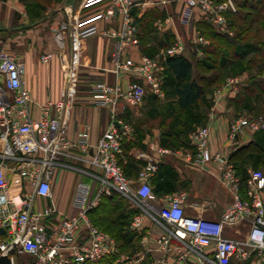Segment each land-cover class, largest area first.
Returning a JSON list of instances; mask_svg holds the SVG:
<instances>
[{"label": "built area", "instance_id": "1", "mask_svg": "<svg viewBox=\"0 0 264 264\" xmlns=\"http://www.w3.org/2000/svg\"><path fill=\"white\" fill-rule=\"evenodd\" d=\"M173 1L85 0L82 4L85 8L105 5L87 18L74 21L73 54L71 67L65 69L64 96L57 101L47 99L40 106L38 117L32 113L30 92L23 85L25 63L5 45L0 48V255L9 256L13 262L18 255H28L35 259L34 264H87L118 254L116 240L96 227L89 217V212L104 197L117 194L136 212L132 230L141 231L144 219L160 229L156 240L158 252L167 254L173 241L178 244L174 264H264V170L248 171L243 193L229 154L219 151L212 155L210 151V126L193 129L190 143L194 152L187 153L186 159L204 169L213 164L216 179L232 194L231 203L217 219L200 214L188 216L180 195H170L160 207H155L152 179L159 169L158 160L148 159L136 182L120 166L123 142L134 132L125 120L127 111L142 104L149 95L164 99L166 60L186 54L183 39L176 36L173 45L160 54L134 55L133 50L139 46L135 11L166 8ZM176 1L181 6L179 22L191 31L199 57L203 56L209 40L198 29V21L211 24L220 34L233 35L230 17L238 12L237 0ZM96 21L111 24L100 31V36L114 40L111 72L127 76L128 81L110 84L99 76L90 85L89 95L109 115L106 131L93 143L89 126L70 136L65 119L78 95L77 72L83 39L95 31L91 26ZM169 23V17L158 21L161 27ZM41 60L48 63L50 55L44 54ZM245 82L242 75L227 78L213 94L212 111L230 89ZM262 130V114L235 118L228 129L229 153ZM158 152L167 154L165 149ZM60 169L83 177L76 182L69 213L62 212L52 202L54 179ZM9 174L21 180L15 195L9 193ZM38 199L50 203L35 206ZM209 204L194 206L205 209ZM140 260L139 256H121L117 261L139 264ZM156 264L164 262L157 260Z\"/></svg>", "mask_w": 264, "mask_h": 264}, {"label": "crops", "instance_id": "2", "mask_svg": "<svg viewBox=\"0 0 264 264\" xmlns=\"http://www.w3.org/2000/svg\"><path fill=\"white\" fill-rule=\"evenodd\" d=\"M84 1L0 0V44L3 43L6 48L11 47V50L13 47V55L26 65L23 85L30 92L31 109L35 117L39 116V108L47 99L57 101L64 96L65 69L71 67L73 54L71 32L74 21L87 18L105 5V3H99L85 8L82 5ZM151 9L160 10L162 17L160 16L159 20L170 18V23L167 26L161 27L157 23L161 32H169L174 40L176 36H180L178 28H184V26L179 22L181 6L176 0L166 8L148 7L146 11L136 10L135 16L139 29L141 20L149 19L151 16ZM199 22L201 20L197 24ZM110 26L111 24L108 22L96 21L91 26L95 31L83 39L77 72L78 95L76 99L78 101L74 102L70 114L65 119V128L70 136L89 126L93 143H96L106 131L109 115L107 109L98 106L92 97L88 96L89 90L85 81L87 59L94 58L95 64L101 71L98 73L99 76L106 79L108 83L120 84L128 81L127 76H117L111 72V53L114 50V40L100 36V31ZM141 44L142 41L139 39L138 48L133 50L134 55L140 54L138 50ZM44 54L50 55L48 63H43L41 60ZM88 54L92 56L88 57ZM242 77L246 81L248 74L243 73ZM246 84L247 82L230 89L214 111H212V100L208 101L209 109L205 115V124L211 127L210 151L212 155L221 151L231 157V154L238 148L253 140L254 136H249L241 146L229 153L231 151L228 137L229 125L239 115V110L231 101L242 95ZM87 97L91 99L89 102L86 101ZM137 108L129 109L125 118L130 113H134ZM190 125L194 127L196 124L191 123ZM186 126L188 124L179 121L171 125L169 131H164L162 123H159L158 127L151 123H144L141 125L142 132L140 129L137 131L133 129L130 141L126 144L123 155L119 159L120 166L127 177L136 182L138 172L148 159L158 160L159 169L152 179L155 196L153 205L158 208L166 197L180 195L184 198V208L188 216L200 214L208 219H217L224 208L231 203L233 196L223 186L215 190L217 171L213 164L208 165L209 169H204L196 165L195 161L190 162L186 159L187 153L194 152L190 143V135L193 130L186 132ZM159 149L167 150V154H160ZM235 169L237 173V168ZM82 178L72 171L58 170L57 177L54 179L52 202L54 204L57 202L62 212H64L66 202L72 200V197L70 198V183L72 180L78 181ZM88 179V177L84 178L85 181ZM9 180L11 183L9 193L15 195L19 191L21 180L13 174H9ZM59 186L61 192L58 189ZM113 202L123 203L120 211H125L126 214L135 212L129 202L117 194ZM47 203L50 201L38 199L35 206ZM208 203L210 204L205 209H197L194 206L195 204ZM133 216L130 218L129 231L137 234L132 243L136 246L133 256L141 258L139 264H156L157 260L163 261L164 264H174L178 244L173 241L167 254L158 252L156 240L159 237L160 229L149 219H144L143 229L138 232L134 231L131 228ZM239 228L245 231V228ZM229 232L227 231V234Z\"/></svg>", "mask_w": 264, "mask_h": 264}, {"label": "trees", "instance_id": "3", "mask_svg": "<svg viewBox=\"0 0 264 264\" xmlns=\"http://www.w3.org/2000/svg\"><path fill=\"white\" fill-rule=\"evenodd\" d=\"M237 5V14L230 17L229 27L233 31L232 36L220 34L211 24L201 21L197 24V27L202 35L209 40V45L203 48V56L199 57L197 55V47L195 46L192 56H173L166 60L163 91L166 94L167 88H172L177 108L180 111L193 112L192 117L194 120L190 124H205V115L209 106L207 107L204 103L209 100L207 99L208 93L213 86L225 82L226 77H230L227 74L228 70L237 67L239 64L241 68L237 71L238 75L251 74V71L257 67L259 71L257 75H248L249 79L242 95L231 102L235 104L237 110H241L243 103L248 98L260 96L264 110V0H237ZM143 20L147 19L143 18L141 24H143ZM207 29L208 31H206ZM138 36L142 41L141 28H138ZM198 59L200 60L198 66L200 71L210 72V75L201 73L202 75L198 77L195 74L193 62L194 60L198 61ZM147 99L155 102L160 100L153 95H149L145 100ZM255 108L256 106H253L251 110ZM256 111H254V114L257 115ZM262 115L264 116V114ZM182 122L190 125L188 122ZM253 136L251 142L238 148L230 157V161L237 168L243 193L248 175V172L245 174L246 169H244L247 157L249 155L261 156L264 153L262 148L256 151L260 147V142L264 139V130ZM129 141L130 137L124 140L123 150ZM113 201H115V195L108 198L104 197L100 205L89 212V217L96 227L109 233L116 240L118 254L96 263L87 264H113L121 256L132 257L135 253L136 246L132 241L137 237V234L129 231L130 218L135 212L123 213L124 215L120 216L118 212L122 205Z\"/></svg>", "mask_w": 264, "mask_h": 264}, {"label": "rangeland", "instance_id": "4", "mask_svg": "<svg viewBox=\"0 0 264 264\" xmlns=\"http://www.w3.org/2000/svg\"><path fill=\"white\" fill-rule=\"evenodd\" d=\"M151 10H152L151 16L149 17V19L143 20V24L140 25L141 34L143 35L142 44L138 50L140 55L160 54L161 52H163V50H165V48H168L169 46L173 45V43H174V39H172L173 37L169 32L166 33V32H161V30H159L157 23H158V20L162 17V13L160 12V10L159 9H157L156 11L153 9H151ZM203 28H205V27H203ZM178 30H179L178 33L180 34V37L183 39L185 46H186V55L192 56L193 52L195 51V45L192 43L191 31L188 28L185 29V27L184 28H178ZM206 31H208V29ZM3 46H4V44L1 43L0 48H2ZM6 49L10 53L13 54V47H12V50H11V47H8ZM90 56H92V55L88 54V57H90ZM90 58H91V60L87 59V63H86L87 73H86L85 81H86V85H87L88 90H89L90 85H92L94 82H96L99 79L98 73L101 72L99 70V67H97V65L95 64L94 58L93 59H92V57H90ZM199 61L200 60L198 59V61L194 60V62H193L195 65V74L198 77L200 75H202L201 73L206 74V75H210V72L200 71V68H198ZM240 68H241V66L239 64L237 67L229 69L227 74H229L230 77L239 76L237 74V71H239ZM258 71H259V68L257 67L251 71V74H248V75L249 76L257 75ZM249 76L247 77L246 82H248ZM227 78H229V77H226V79ZM223 83L221 82L218 85L213 86V88L210 90V92L207 95L208 96L207 99H209V100H206V103H204L205 105H207V107L209 106V102L213 98L214 92L217 89H219ZM166 92H167L166 94L164 92V95H165L164 99H160L159 102L158 101L155 102V101L147 99L142 104L137 106L138 108L134 113H130V115H128V117L125 118V120L132 126L133 129H135V131L140 129V131L142 132L141 125L144 123H151V125H154V126L156 125V127H158L159 123H162L164 125V131H169L168 129H170L171 125H173L174 123H177L179 121H185V122H188L190 124V122H192L194 120L192 117L193 112H190V111L184 112V111H180L177 108L176 103H175V95L173 93V89L167 88ZM88 96H89V94H88ZM90 100L91 99H89V97H87L86 101L89 102ZM76 101H78V99L74 100V102H76ZM207 101H209V102H207ZM203 105H201V106L204 107ZM234 106H235V104H234ZM253 106H256V108L251 110V107H253ZM254 111H256L258 114H261V113L264 114L263 105H262V98L260 96L256 97V98L255 97L254 98H248L243 103L241 110H239V115H237V118L240 116H245V115L251 114V113L254 114ZM203 125L206 126L203 123H198V124H196V127L197 126H203ZM193 128H195V127L188 125L185 127V131L191 132L193 130ZM259 146L260 147L257 148L256 151H259L261 148L264 150V139L260 142ZM244 169H246L245 174L249 170H264V153L261 156L249 155L247 157L246 162H245V168ZM76 182H77V180H72V182L70 183V198L73 195V191H74ZM219 187L222 188V185L216 179L215 190H217V188H219ZM60 188L61 187L59 186L58 189L61 192ZM206 199H208V198H206ZM71 201L68 200L66 202L65 208H64V213H69V210L71 209L69 202H71ZM122 204L123 203H121V205ZM55 206L58 207L57 202H55ZM124 212L119 211L118 215H120V216L124 215L123 214ZM120 229H122V228L120 227ZM128 253H130V252H128ZM117 260L118 259H116L115 263H113V264H121V263H118ZM34 263H35V259L31 256H28V255H18L16 257H14V262H13V264H34Z\"/></svg>", "mask_w": 264, "mask_h": 264}, {"label": "water", "instance_id": "5", "mask_svg": "<svg viewBox=\"0 0 264 264\" xmlns=\"http://www.w3.org/2000/svg\"><path fill=\"white\" fill-rule=\"evenodd\" d=\"M0 264H13V261L9 256L0 255Z\"/></svg>", "mask_w": 264, "mask_h": 264}]
</instances>
